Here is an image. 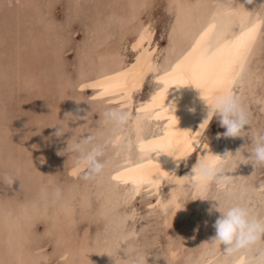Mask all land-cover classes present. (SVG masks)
Segmentation results:
<instances>
[{
    "label": "rangeland",
    "instance_id": "obj_1",
    "mask_svg": "<svg viewBox=\"0 0 264 264\" xmlns=\"http://www.w3.org/2000/svg\"><path fill=\"white\" fill-rule=\"evenodd\" d=\"M243 9L258 35L202 134L223 156L199 190L194 177L182 184L173 216V181L159 203L126 172L142 158L134 117L150 104L140 131L156 139L168 71L210 16L239 38ZM147 22L156 70L128 102L104 79L135 61ZM188 158L185 171L197 151ZM239 254L264 264V0H0V264H232Z\"/></svg>",
    "mask_w": 264,
    "mask_h": 264
},
{
    "label": "bare ground",
    "instance_id": "obj_2",
    "mask_svg": "<svg viewBox=\"0 0 264 264\" xmlns=\"http://www.w3.org/2000/svg\"><path fill=\"white\" fill-rule=\"evenodd\" d=\"M225 11L228 10L225 8ZM222 17H208L181 63L168 71L170 82L159 91L154 101L164 106L163 116L168 118V124L164 121L167 125L165 130L154 140H144L140 123L152 108L148 103L133 120L137 128L138 152L142 157L126 169L134 177V192L148 188L157 194L156 202H159L161 184L163 181H173L174 188L168 200L174 205L173 216L182 215L183 212L177 200L182 184L190 176L194 177V190H199L212 177L223 156L220 140L209 136L203 139L202 134L214 113L224 110L232 97L233 86L258 35L260 23L257 19H250L248 10L243 9L239 14L240 20L245 21L239 38L229 30L230 20L223 21L225 18L222 20ZM151 40L152 28L147 22L140 27L132 42L136 50L135 61L127 66L116 62V67L106 75L104 80L108 93L116 92L117 97L132 101L134 94L143 86L148 72L156 70V60L152 58L155 46H151ZM193 127L196 129L193 130ZM155 147L159 149L152 153ZM195 150L197 159L193 167L189 171L181 169L180 165L185 164ZM243 260V255L239 254L232 264H242Z\"/></svg>",
    "mask_w": 264,
    "mask_h": 264
}]
</instances>
